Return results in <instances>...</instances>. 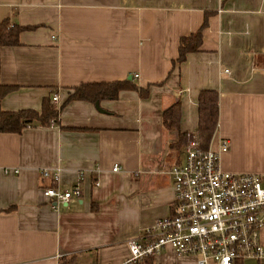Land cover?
Listing matches in <instances>:
<instances>
[{"label":"crops","instance_id":"0c3cea01","mask_svg":"<svg viewBox=\"0 0 264 264\" xmlns=\"http://www.w3.org/2000/svg\"><path fill=\"white\" fill-rule=\"evenodd\" d=\"M1 20L33 28L0 45V86L13 87L0 111H40L53 94L59 108L57 122L0 132V264L125 261L127 241L171 212L169 170L185 145H170L197 134L202 90L218 92L211 145L228 140L222 169L264 176V0H0ZM205 20L198 50L178 62L181 37ZM124 79L147 96L124 89L63 105L81 84ZM176 101L180 128L167 130L163 111ZM42 169L81 196L55 208ZM141 264L196 260L167 247Z\"/></svg>","mask_w":264,"mask_h":264},{"label":"built area","instance_id":"2783aa9c","mask_svg":"<svg viewBox=\"0 0 264 264\" xmlns=\"http://www.w3.org/2000/svg\"><path fill=\"white\" fill-rule=\"evenodd\" d=\"M59 96H51L59 108ZM201 145L197 134L187 135L182 162L169 170L171 212L159 218L144 237L127 241L129 255L121 264H141L170 247L178 255L193 256L196 264H236L264 256L259 234L264 228V176L222 169L220 158L229 148L219 139L214 148ZM120 167L114 165L112 171ZM51 184L43 194L54 207L81 196L76 185L59 188V173L41 170Z\"/></svg>","mask_w":264,"mask_h":264},{"label":"trees","instance_id":"16d2710c","mask_svg":"<svg viewBox=\"0 0 264 264\" xmlns=\"http://www.w3.org/2000/svg\"><path fill=\"white\" fill-rule=\"evenodd\" d=\"M206 25V20L201 28L187 37H181L179 44L178 62L185 60L187 53L198 50L202 41V30ZM25 28L9 24L6 20L0 21V45H17L19 43V33ZM10 86H0V98L12 90ZM124 89L138 90L142 96H147V90L141 89L133 79H124L113 82H92L84 83L75 88L68 95L63 105L72 100H85L98 102L103 99H116L118 93ZM218 92L215 90H202L198 95V127L197 135L201 145L207 148L213 138V134L218 124L219 106ZM62 107V106H61ZM181 116L180 101H176L163 111V125L167 130H179ZM58 109L44 99L41 110H18L0 111V132L20 133L23 128L29 126L33 121L46 126L50 122H57ZM187 133H179V140L170 145L171 148H179L185 145ZM150 258V257H148ZM62 264H70L69 260H64Z\"/></svg>","mask_w":264,"mask_h":264},{"label":"water","instance_id":"95a60500","mask_svg":"<svg viewBox=\"0 0 264 264\" xmlns=\"http://www.w3.org/2000/svg\"><path fill=\"white\" fill-rule=\"evenodd\" d=\"M96 104H98V102H96Z\"/></svg>","mask_w":264,"mask_h":264}]
</instances>
